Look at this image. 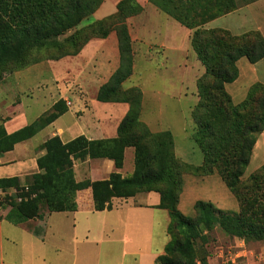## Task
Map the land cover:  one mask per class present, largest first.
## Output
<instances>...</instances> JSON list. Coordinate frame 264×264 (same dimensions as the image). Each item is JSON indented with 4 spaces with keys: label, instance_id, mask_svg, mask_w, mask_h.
Wrapping results in <instances>:
<instances>
[{
    "label": "trees",
    "instance_id": "1",
    "mask_svg": "<svg viewBox=\"0 0 264 264\" xmlns=\"http://www.w3.org/2000/svg\"><path fill=\"white\" fill-rule=\"evenodd\" d=\"M105 0H0V81L5 73L23 70L43 61L77 56L93 39L117 33L120 66L98 92L103 103H127L130 110L118 127V138L88 141L79 137L63 144L58 137L44 145L46 154L38 159L40 173L29 177L26 186L15 179H1L0 189L16 191L6 199L10 207L6 220L14 225L49 213L77 210L76 194L91 187L95 209L110 210L113 198H130L155 191L161 196L158 208L168 211L170 241L155 264H209V252L198 251V243H210L209 234L220 230L247 245L264 243V166L242 178L249 166L257 136L264 130V84L256 83L244 101L235 104L226 90L239 77L238 62L254 65L264 59V37L259 31L234 35L225 29L204 26L239 8L237 0H149L159 11L193 31L191 47L206 73L198 80L200 101L192 111L193 141L203 154L201 166L180 163L174 156L170 132L153 134L139 122L142 92L122 90L132 75L133 53L128 20L142 14L136 0H121L115 14L82 27ZM253 94L257 97L253 100ZM256 103L254 111L248 105ZM57 102L52 111L28 127L8 135L0 126V156L15 144L28 140L54 122L64 111ZM135 148V171L122 178L112 173L108 180L77 183L74 161L111 159L121 168L124 150ZM217 173L239 203L238 212H226L199 201L192 217L178 209L183 175L208 176ZM22 187V188H21ZM26 188L28 189L27 191ZM22 201H19V199Z\"/></svg>",
    "mask_w": 264,
    "mask_h": 264
},
{
    "label": "crops",
    "instance_id": "2",
    "mask_svg": "<svg viewBox=\"0 0 264 264\" xmlns=\"http://www.w3.org/2000/svg\"><path fill=\"white\" fill-rule=\"evenodd\" d=\"M120 1L105 0L94 14L96 21L115 14ZM136 1L144 11L127 22L134 64L132 75L122 84V90L139 88L142 92L139 122L153 134H172L174 156L178 162L201 166L203 154L192 137L195 130L192 111L200 101L198 80L205 75L206 70L191 47L193 31L159 11L149 0ZM236 14L230 13L217 18L204 28L225 29L234 35L248 33L240 29L233 32L230 28L234 27L233 24L229 27L219 23L225 19L226 23L229 20L235 21ZM254 31H260L264 35L260 29ZM150 35H158V40H147L146 37ZM139 59L157 62L156 67L149 72L147 81L140 75ZM263 63L264 59L254 65L245 63L241 67L242 60L238 62V79L226 85L227 92L236 104L246 99L254 84H264V72H260L264 68ZM41 64L51 65L56 72L53 80L46 85L47 92L40 96L42 99L32 93L29 99L31 102L20 100L18 92L17 97L15 96V88L9 80L14 73L22 70L5 73L0 81L1 89L10 83L7 94L10 91L16 99L11 105H6L5 102L0 104V126L4 127L8 135L32 125L51 112L57 102L65 104L59 107L64 111L54 122L0 156V180L15 179L22 187L26 186L29 177L40 173L38 159L46 154L43 147L51 138L58 137L63 144L79 137L88 141L116 139L118 127L130 110L127 103H103L97 100L100 88L109 82L120 66L119 41L115 31L105 39L91 40L77 56L65 57L57 62L43 61L25 69ZM173 78L182 79L179 99L184 96L186 89L184 79L196 88L187 96L193 106L186 110L187 114L180 112L181 116L176 119L164 113L165 101L158 90L160 85L170 91V99H176L172 90L177 87V82ZM56 79L65 81L59 92L52 87ZM130 80H134L132 85L126 86ZM55 94L59 98L48 105L46 98L54 97ZM66 100L72 102L70 107ZM41 101L46 105H38ZM262 166L264 130L257 136L245 174H252ZM134 171L133 147L125 148L121 168H117L113 160L106 158L74 161L77 183L108 180L112 173L130 178ZM199 201L211 203L222 211H239L236 197L217 173L208 176L183 175L179 211L186 217H192ZM160 202V194L150 191L130 198H113L110 210L97 211L93 190L89 187L77 192L76 211L49 213L42 209L41 218L19 225L6 220L10 207H4L0 211V264H155L170 241L168 227L171 218L167 210L158 208Z\"/></svg>",
    "mask_w": 264,
    "mask_h": 264
},
{
    "label": "rangeland",
    "instance_id": "3",
    "mask_svg": "<svg viewBox=\"0 0 264 264\" xmlns=\"http://www.w3.org/2000/svg\"><path fill=\"white\" fill-rule=\"evenodd\" d=\"M237 2L239 5V8H238L239 11H237L238 10L237 9L236 12L235 11L232 12V13H237L236 16L234 17V19H236V20L233 22L231 20H229L228 23H226L227 20L225 19L219 23L220 24H227L229 27L234 25V27H230L233 30V32H238L239 29L241 31H245V32L260 29L264 33V0H237ZM230 19H232V18H230ZM95 21H96V17L94 15H92L82 22V27L88 26V25L94 23ZM156 21L158 23V19H156ZM229 24H231V25H229ZM261 35L264 37L263 34H261ZM146 39L149 41H152V42H156V40H158V35H156V36L150 35V36H147ZM197 60H198V57H197ZM45 62H47V61H45ZM245 63L248 64V61L246 59H242L241 67ZM200 64H201V62H200ZM55 65H57V63ZM156 65H157V62H155V61L151 62V61H145L144 59H139L138 66L140 69V75L145 77V80L148 79L147 76L149 75V72L152 71L156 67ZM237 66H238V64H237ZM238 69H239V67H238ZM260 72L263 73L264 68H262L260 70ZM55 76H56V72L52 69L51 65L41 64L39 66L29 67L25 70L18 72V73H14V75H12V77L10 78L9 82L12 83V85H13L12 87L15 88L13 90V93L16 92V94H15L16 97H17V92H18V93H20V96H19L20 100H23L25 102H27V101L31 102V100H29L30 96H31L30 94L32 93L33 95H35V96L38 95V97H40L43 93H46L47 92L45 90L47 87L46 85H49V82H51ZM173 80L177 82V87H174L172 90L176 99L175 98L170 99L169 98L170 91H166L165 88H162L160 85H158V90L162 93V96H163L164 101H165V103L163 105L164 113L168 117L176 119V118L181 116L180 112L183 111L185 114H187L186 110H189V108L193 106V105H190V100L187 96H189L191 94V90H193L195 88V85L193 86L192 83H190L188 80L184 79V87L186 89L184 90V96L181 99H179V94L181 92L180 88H181L182 79L173 78ZM133 81L134 80L128 81L126 83V86H131ZM241 81H242V79L240 80V82ZM64 82L65 81H63V80H59V79L57 80L56 79V82H55V84H52V87L57 89L56 91L59 92L60 86ZM148 82H149V80H148ZM10 83L8 85H4L3 87H6V88H3V89H1V86H0V104H4V102H5L6 105H11L13 101L16 102V99H14L13 93H10V91H9V93L7 94V91H6L7 88L10 86ZM43 85H44V87H42ZM150 94H153V92H150ZM256 97L257 96L255 94H253V100ZM56 98H59V95L55 94L54 97H47L46 99L48 101V105L50 104V102H53L54 99H56ZM40 99H42V98L40 97ZM236 99H238V97H236ZM233 102H234V100H233ZM38 105H46V104L45 103L43 104V102L41 101V103ZM255 105H256V103L254 101H252L248 105V110H249L248 114L250 112L254 111ZM260 169L258 171H260ZM258 171H256V172H258ZM250 175L251 174H244L242 181L247 182ZM27 190L28 189L26 188L25 191H27ZM15 191H16L15 189L11 188L5 192V196L3 197L2 202L0 204V211L2 208H4V204L6 202V199L9 198L11 196V194ZM137 195H138V193H137ZM137 195H135V196H137ZM18 199H19V201H22V199H20V198H18ZM209 237H210L209 238L210 243L207 245L203 246L199 241L198 247L200 249L198 251L202 252L203 250H207L209 252V260H208L209 264H219L218 259H217L218 258L217 253L220 251V249L222 252H226L227 247L230 245V243L232 241H231V239L226 238L220 230H215L214 232L210 233ZM246 246H248L249 249L257 252L258 254H264V243H251L250 246L249 245H246ZM262 256H264V255H262ZM252 262H254V264H257L255 262V260ZM239 264H241V263H239Z\"/></svg>",
    "mask_w": 264,
    "mask_h": 264
},
{
    "label": "built area",
    "instance_id": "4",
    "mask_svg": "<svg viewBox=\"0 0 264 264\" xmlns=\"http://www.w3.org/2000/svg\"><path fill=\"white\" fill-rule=\"evenodd\" d=\"M68 107L72 105V102L66 100ZM3 189H0V204L3 197L5 196ZM244 240L235 238L232 240L230 245L227 247L226 252H222L221 249L217 253V259L219 264H264V254H258L257 252L249 249Z\"/></svg>",
    "mask_w": 264,
    "mask_h": 264
}]
</instances>
